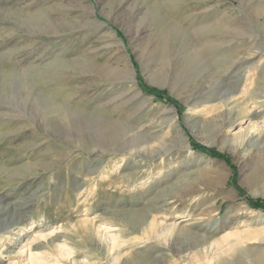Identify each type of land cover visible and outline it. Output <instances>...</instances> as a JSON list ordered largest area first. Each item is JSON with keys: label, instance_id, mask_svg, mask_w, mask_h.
Here are the masks:
<instances>
[{"label": "rangeland", "instance_id": "rangeland-1", "mask_svg": "<svg viewBox=\"0 0 264 264\" xmlns=\"http://www.w3.org/2000/svg\"><path fill=\"white\" fill-rule=\"evenodd\" d=\"M262 35L264 0H0V264H264Z\"/></svg>", "mask_w": 264, "mask_h": 264}, {"label": "trees", "instance_id": "trees-1", "mask_svg": "<svg viewBox=\"0 0 264 264\" xmlns=\"http://www.w3.org/2000/svg\"><path fill=\"white\" fill-rule=\"evenodd\" d=\"M145 89L146 91H149L153 94H155L157 97H163L157 90L155 89H152V88H149V87H145L143 88ZM164 99L168 102H171L173 104H177V102L175 100H173L172 98L170 97H164ZM194 148L198 151H202L204 153H206L207 155L211 156V157H215V158H223L225 161H229V159L223 155V154H220V153H217L215 150L213 149H208L200 144H197V143H194ZM238 191L242 193V191H240V188H238ZM247 202L248 204L252 207V208H255V209H263L264 210V199H261V200H252V199H247Z\"/></svg>", "mask_w": 264, "mask_h": 264}, {"label": "bare ground", "instance_id": "bare-ground-1", "mask_svg": "<svg viewBox=\"0 0 264 264\" xmlns=\"http://www.w3.org/2000/svg\"><path fill=\"white\" fill-rule=\"evenodd\" d=\"M123 6V5H122ZM121 7V6H120ZM130 13H132L131 11H130ZM134 14V13H133ZM136 21V20H135ZM104 24V23H103ZM90 25V24H89ZM101 27L102 28H107V26L104 24V25H101ZM139 28V27H138ZM108 29H109V27H108ZM137 30V29H136ZM142 30V29H141ZM137 34V33H136ZM139 34V33H138ZM117 34H116V32L114 31V30H111V29H109V32H108V36L112 39V40H115V41H119V39L117 38V36H116ZM261 38L264 40V35H262L261 36ZM264 42V41H263ZM243 58H245L246 59V57H243ZM244 59V60H245ZM129 78H130V76H129ZM133 80V79H132ZM134 91H136V93H138V89H137V87L134 85L133 86V88H132ZM230 93H232V92H230ZM230 93H228L227 95H229ZM171 111H173V109L171 108ZM109 120V119H108ZM122 126H125V125H122ZM151 146H150V144L149 143H145L141 148H142V150H144V151H149L148 149L150 148ZM159 147V146H158ZM152 149H153V147H152ZM156 150V149H155ZM155 150H153V151H155ZM153 154V153H152ZM150 156H151V154H149ZM198 183V182H197ZM200 185V184H199ZM194 186V185H193ZM199 187V186H198ZM133 216V215H132ZM131 221H133V220H135L137 223L139 222L138 221V219H137V217H135V215H134V217L133 218H131L130 219ZM182 220H184V219H182ZM84 222H85V220H84ZM87 222V221H86ZM134 222V221H133ZM135 223V222H134ZM86 224V223H85ZM153 224V223H152ZM135 226H136V223L134 224ZM5 227H8V225H6ZM170 228H171V226H170ZM167 229V228H166ZM34 234V233H33ZM49 234V233H48ZM235 234V233H234ZM232 236L233 235V233H231V232H226L224 235H222L223 237H221L222 239H226L227 237H229V236ZM49 236V235H48ZM113 236V234L111 233H108V237H112ZM31 237V236H30ZM47 238L46 237V235H44V233L43 234H41V235H39V236H36V237H34V238H32V241H35V240H38V239H36V238ZM116 237V236H115ZM224 237H226V238H224ZM28 238V237H27ZM29 239V238H28ZM27 239V240H28ZM30 240V239H29ZM28 240V241H29ZM32 241H30V243L29 242H26V243H28V244H26L25 243V245L26 246H28V247H30V245H31V243H33ZM38 242V241H37ZM24 246V245H23ZM26 249H27V247H26ZM29 249H31V248H29ZM29 249H28V251H29ZM26 253V252H25ZM24 254V253H23ZM30 255V257H31V255L32 254H29ZM28 255V256H29ZM34 255V254H33ZM35 257V256H34ZM37 259V258H36ZM26 264V263H25ZM39 264V263H38ZM40 264H43L42 262L40 263Z\"/></svg>", "mask_w": 264, "mask_h": 264}]
</instances>
